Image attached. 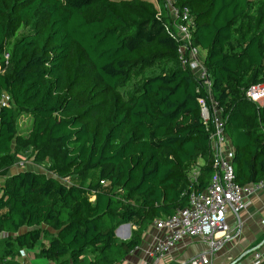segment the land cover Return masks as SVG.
I'll use <instances>...</instances> for the list:
<instances>
[{"label": "trees", "instance_id": "obj_1", "mask_svg": "<svg viewBox=\"0 0 264 264\" xmlns=\"http://www.w3.org/2000/svg\"><path fill=\"white\" fill-rule=\"evenodd\" d=\"M174 1L190 9L205 78L181 58L162 0H0V97L11 96L0 108V264L36 246L56 264L123 262L188 205L200 158V186L210 181L215 123L203 103L221 110L235 181L264 179V104L247 95L264 82V0ZM161 64L171 66L124 93ZM23 154L47 171L10 173ZM126 223L136 228L121 239Z\"/></svg>", "mask_w": 264, "mask_h": 264}, {"label": "built area", "instance_id": "obj_2", "mask_svg": "<svg viewBox=\"0 0 264 264\" xmlns=\"http://www.w3.org/2000/svg\"><path fill=\"white\" fill-rule=\"evenodd\" d=\"M159 3L160 0H155ZM170 15L176 19V30L179 40L181 58L189 55L188 61L196 73L201 77L207 76V70L201 55V49L192 43V31L195 28L193 17L188 7H178L174 0H162ZM9 54H6L8 57ZM209 86V81H207ZM248 97L260 104H264V82L252 85L247 90ZM11 104V96L4 92L0 97V108ZM203 118L215 123V130L211 136L212 149L214 151L213 173L208 184L201 187L199 177L202 167L198 164L189 171V190L184 194L188 196V205L178 209L174 214L159 218L155 221L156 227L165 231L150 249L147 255L155 258V264L165 257L170 251L185 238L199 237L207 243V249L194 255L188 261L181 264H213V255L227 242L231 241L233 231L227 220V212L232 207L236 212L245 209L249 202L245 199L246 193L264 188V179L249 184L241 185L235 181L233 167L234 147L224 132V122L220 115L221 110L215 103L213 111L203 103ZM231 156V159L228 157ZM28 157L22 156L14 167L22 169L27 166ZM1 178V177H0ZM30 252L27 248L19 250L17 260L19 264H33L30 260ZM263 255L256 252L253 264H261ZM118 264V263H113ZM139 264H148L143 260Z\"/></svg>", "mask_w": 264, "mask_h": 264}, {"label": "crops", "instance_id": "obj_3", "mask_svg": "<svg viewBox=\"0 0 264 264\" xmlns=\"http://www.w3.org/2000/svg\"><path fill=\"white\" fill-rule=\"evenodd\" d=\"M245 199L249 202L245 209L239 212H236L232 207L228 209L227 220L234 238L214 253L213 264H245L244 259L247 256L264 246V241L259 243L264 239V188L246 193ZM126 224H123L119 229L124 235H120L118 230L117 236L128 239L132 234L130 227L133 230L136 226L133 223ZM164 232L158 229L155 224L150 226L144 234L142 244L132 251L123 262L118 264H139L143 260H146L148 264H155V258L148 256L147 250L155 245L157 239ZM38 247L40 248V246ZM207 247V243L199 237L185 238L170 253L160 259L157 264H181L207 249ZM262 255L261 264H264V253ZM31 258L30 253L29 260ZM253 259L254 257L248 261V264H253ZM54 264L56 263L54 262Z\"/></svg>", "mask_w": 264, "mask_h": 264}, {"label": "rangeland", "instance_id": "obj_4", "mask_svg": "<svg viewBox=\"0 0 264 264\" xmlns=\"http://www.w3.org/2000/svg\"><path fill=\"white\" fill-rule=\"evenodd\" d=\"M23 32H25V30H21L20 33H18L14 38H13V41L16 40ZM204 53V51H202ZM171 65L169 64H161L159 66H155L153 67L152 69H149L147 70L146 72H144L143 75H135L133 76L132 78V81L124 88V93L125 94H128L129 92L132 91L133 89V86L135 83H138L143 77H146V76H151V75H154V74H157V73H160L161 71L163 70H166L170 67ZM31 117L28 116V115H22L19 117L18 119V130L19 132H22L24 133V131H26L28 129V127L31 125ZM28 157V161H27V166L22 168L21 170H24V169H32L34 171H41V172H46L47 171V164H38L34 161L33 159V155L31 154H23V157ZM229 159H231V156L228 157ZM198 164V166L202 167L204 164H205V159L203 158H200L197 163L194 165V167ZM18 169L17 167H13L11 169V172L10 173H15L17 172ZM98 175H99V172L96 171V172H93L91 173L88 177L85 178L84 180V185H88L89 182H96L97 181V178H98ZM67 180V179H66ZM4 181V178H0V184ZM110 184V180H107L105 182L104 185H109ZM156 225V224H155ZM130 230L132 231V227H130ZM120 232V235H122L123 233L121 232V230H119ZM127 232V231H126ZM128 232H130L128 230ZM124 235V234H123ZM122 235V236H123ZM4 236V234H0V239ZM119 237V236H118ZM121 239H125V238H122V237H119ZM3 240H0V242H2ZM263 240H261L259 243H261ZM44 243H48L47 240H44ZM29 252L31 253V262L33 264H54L53 261L51 260H48L47 258L43 257L40 252H39V247L36 246L35 248H32V249H29ZM256 252H262L264 253V246L261 247L260 250H257V251H254L253 253H251L249 256H247L245 259H244V263L245 264H248V261H250V259H252L255 255ZM91 253H88L85 255L84 258H89ZM191 259V258H190ZM88 261V260H87Z\"/></svg>", "mask_w": 264, "mask_h": 264}, {"label": "water", "instance_id": "obj_5", "mask_svg": "<svg viewBox=\"0 0 264 264\" xmlns=\"http://www.w3.org/2000/svg\"><path fill=\"white\" fill-rule=\"evenodd\" d=\"M126 225H130L129 223H127ZM122 226V225H121ZM121 226L117 229V231L121 228Z\"/></svg>", "mask_w": 264, "mask_h": 264}]
</instances>
